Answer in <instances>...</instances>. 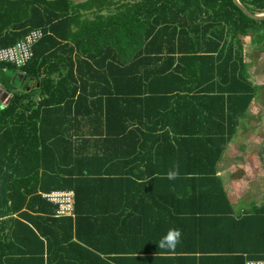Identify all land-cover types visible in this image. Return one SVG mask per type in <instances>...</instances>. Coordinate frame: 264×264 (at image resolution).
Here are the masks:
<instances>
[{"label": "trees", "instance_id": "16d2710c", "mask_svg": "<svg viewBox=\"0 0 264 264\" xmlns=\"http://www.w3.org/2000/svg\"><path fill=\"white\" fill-rule=\"evenodd\" d=\"M239 2L264 15V0ZM37 29L45 37L19 69L21 75L42 57L39 50L57 55L75 45L87 66L84 75L108 87L99 97L97 83L86 84L82 97L75 101V90L60 105L63 100L52 101L55 94H47V83L39 93H16L3 70L17 68L0 64V84L13 93L10 105L0 108V264L135 263L132 258L107 262L99 253L126 256L136 249L93 243L141 234L142 228L131 229L130 222L145 215L121 213L108 220L109 213L98 208L111 205L161 206L184 211L167 216L198 218L178 232L186 238L196 230L201 253H209L213 237L238 238L243 228L255 227L264 208L233 219L217 165L261 91L250 79L239 38L251 37L264 50V22L246 16L232 0H0V49ZM131 82L136 91L127 92ZM74 104L76 110L84 105L86 114L74 115ZM80 125L102 130L67 131ZM117 125L124 127L113 130ZM139 126L163 132L132 131ZM105 157L107 162L163 158L175 176L121 181L80 168L82 158L92 165ZM65 191L75 192V218L57 217V207L43 198ZM247 246L222 251L237 252L240 264L264 260L255 254L262 251L257 244Z\"/></svg>", "mask_w": 264, "mask_h": 264}, {"label": "crops", "instance_id": "0c3cea01", "mask_svg": "<svg viewBox=\"0 0 264 264\" xmlns=\"http://www.w3.org/2000/svg\"><path fill=\"white\" fill-rule=\"evenodd\" d=\"M74 47L76 48L75 45L65 46L64 50H62V52L57 55H50V53L48 52L45 53L43 49L39 50V55H41L42 57L36 58L35 62L28 68L25 75H21L18 68V70L5 68L3 70V74L10 77L9 79H11L10 81H12V85L16 87L15 92L20 93V95L28 94L31 92L39 93V90H41L44 87V84L47 83V94H49V92L55 94V96H53L52 98V101L63 100L61 103L57 102V104L60 103V105H63L65 101L70 98V92H73L75 90L77 92L75 101H77L79 97H82L84 92L83 87L86 84L97 83V87L94 92L97 94V96L101 97L100 92L108 87L107 83L105 81L95 82L88 80L86 75H84V72L87 70V66L84 61L79 60L80 55L77 53V49L73 50ZM81 57L84 60L87 59V57L85 56ZM72 62L74 63V67ZM126 85H131V87H128L127 90L125 89L127 92L136 91V88L133 87L134 84L132 82L131 84ZM6 87H9V85L0 84V105H2V107L0 108L9 106L13 100V93L8 92ZM38 96L40 97V95ZM99 97L91 99L95 101L99 100ZM44 99L48 100L50 98L46 96ZM39 100L41 99L37 97L36 101ZM76 109V104H74L72 110V113L74 115L76 114V111H79L81 116L86 114L87 109L84 105L79 110ZM131 109L133 111V108ZM67 113L68 115H70V110H67ZM28 114H30V111L23 110V115L28 116ZM244 120L238 127V130L243 126V123H245ZM259 125L260 124H257L258 127ZM26 127L27 126H24L23 130H25ZM123 127L124 126L117 125L113 130L121 131ZM88 130L98 132L102 130V126L97 125L91 127L90 129L88 128V126L83 125L69 126L67 128V131L69 132ZM132 131L145 133L156 132V134H162L163 129L157 127L149 128L139 126V129L134 128ZM232 142L233 140L231 141L229 147L232 145ZM131 143L133 146L134 142ZM149 143L150 142L146 144ZM226 151L225 153H223L217 165V175L219 177L225 176V179L226 177H230V172L232 170L229 167L230 165L234 166L242 163H249V165L260 164V168H258L254 172H250V174H247V178H252L253 181H251V179H247V182L250 183V186L244 187L245 189H239L240 185H242V183L244 182L234 183V178H232L233 183L229 182L227 183L228 185H224L227 198L231 205L232 218L242 219L250 213L264 208V152L262 156L248 159V162H243L245 159H240L238 157H228V152ZM83 163H85V166H82ZM82 164L80 165V168L85 169L86 172L87 170L89 173H93L92 171H95L96 173H102V176L104 177L121 179V181L145 182L151 181V179H153V181H155V179H160L161 181V179L163 178H168V165L163 158H160L155 162L151 161L149 158L144 157H132L127 161L121 162H107L105 157V159L97 158L92 165L87 158H82ZM108 170H110V172H108ZM252 173L254 174V176H251ZM101 210H106L105 212L109 213V215H107L108 220H110V218L112 217L110 215H117L121 213L145 215L142 217H134L130 222L131 229L142 228L141 234L139 233L138 237L107 238L93 241V243L95 244L115 246V248H120L119 246H128V249H136L135 253H129L126 256H120L121 254H105L100 252V258L107 262L120 258H132L135 259L136 262L129 264H136L137 262H140L138 264H240L239 260L235 258L238 256L237 252L231 251L230 253H223L222 249H227L228 247L233 248V246L236 245H239L240 249L248 248L247 244L252 245L253 243L257 244L258 249L263 251L255 252V254L264 256V215L257 217L255 221V227L251 223V226L245 227L240 230L238 238H236V236L233 234L228 238H211L208 241L209 253H201L203 251L200 250V241L197 236H194V234H197L196 230H193L192 236H188L186 238H181V236L184 235L182 233L181 236H179L178 242L176 243L175 247L172 249H162L158 247L159 240L170 229L178 231L180 230V228H186L187 230H189V226L192 225L193 222L198 220V218L191 217L167 216L169 213L184 211H177V209L173 210L161 206H148L139 210H135V208L133 207H124L118 205H111L110 207H108V209L98 208V211ZM190 212L194 211L190 210ZM75 217L76 215L73 218ZM64 218H68V216ZM209 219L210 218H208V220ZM0 220H2V218H0ZM180 240L181 242H179ZM0 250H2V247H0ZM170 259L178 261V263L173 262Z\"/></svg>", "mask_w": 264, "mask_h": 264}, {"label": "rangeland", "instance_id": "374dc122", "mask_svg": "<svg viewBox=\"0 0 264 264\" xmlns=\"http://www.w3.org/2000/svg\"><path fill=\"white\" fill-rule=\"evenodd\" d=\"M239 41L245 45L247 50V60L250 63V79L261 85V91L253 102L247 118L244 120L245 123L239 128L232 145L228 147L226 152H228V157H238L245 159L243 162H248V159L262 156L264 152V50H258L257 46L252 44L251 37H240ZM257 124H260L259 127ZM229 167L232 169L230 177L225 179V176H220L223 186L228 185L229 182H244L239 189H245L244 187L250 186L247 179L253 181L252 178H247V174L260 168V164L242 163L234 166L230 165ZM251 176H254V174L252 173ZM232 178H234V181Z\"/></svg>", "mask_w": 264, "mask_h": 264}, {"label": "built area", "instance_id": "2783aa9c", "mask_svg": "<svg viewBox=\"0 0 264 264\" xmlns=\"http://www.w3.org/2000/svg\"><path fill=\"white\" fill-rule=\"evenodd\" d=\"M45 37L41 29L32 30L15 45L0 49V64H10L16 68H24L33 59L34 46ZM49 203L57 207V217H74L76 215L75 192H53L44 195ZM247 264H264V260H250Z\"/></svg>", "mask_w": 264, "mask_h": 264}, {"label": "clouds", "instance_id": "9594fccd", "mask_svg": "<svg viewBox=\"0 0 264 264\" xmlns=\"http://www.w3.org/2000/svg\"><path fill=\"white\" fill-rule=\"evenodd\" d=\"M2 107V105H0ZM175 176L174 171H169L168 173V178L172 179ZM180 233L176 230H169L166 234H164L161 239L158 242V247L159 248H167V249H172L175 247L176 243L178 242Z\"/></svg>", "mask_w": 264, "mask_h": 264}, {"label": "water", "instance_id": "95a60500", "mask_svg": "<svg viewBox=\"0 0 264 264\" xmlns=\"http://www.w3.org/2000/svg\"><path fill=\"white\" fill-rule=\"evenodd\" d=\"M15 1H19V0H15ZM26 1H34V0H26ZM45 1H56V0H45ZM69 1H72L76 4H85L90 0H69ZM232 2H233V4L236 5V7L240 11H243V13H245V15L248 16L249 18H251L252 20L258 21L260 23L264 22V15H254L246 7H244L242 4H240L239 0H232Z\"/></svg>", "mask_w": 264, "mask_h": 264}]
</instances>
